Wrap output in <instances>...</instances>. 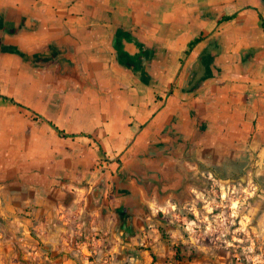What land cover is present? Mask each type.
<instances>
[{"label": "crops", "instance_id": "crops-1", "mask_svg": "<svg viewBox=\"0 0 264 264\" xmlns=\"http://www.w3.org/2000/svg\"><path fill=\"white\" fill-rule=\"evenodd\" d=\"M262 23L264 0H0V264H180L215 186L263 191Z\"/></svg>", "mask_w": 264, "mask_h": 264}, {"label": "rangeland", "instance_id": "rangeland-1", "mask_svg": "<svg viewBox=\"0 0 264 264\" xmlns=\"http://www.w3.org/2000/svg\"><path fill=\"white\" fill-rule=\"evenodd\" d=\"M210 193L211 206L193 225L196 239L174 245L180 264H264V190L218 185Z\"/></svg>", "mask_w": 264, "mask_h": 264}, {"label": "trees", "instance_id": "trees-1", "mask_svg": "<svg viewBox=\"0 0 264 264\" xmlns=\"http://www.w3.org/2000/svg\"><path fill=\"white\" fill-rule=\"evenodd\" d=\"M230 17H226V19H229ZM263 27H264V23H262ZM199 42V38H196L195 40H193L190 44V48H192L195 44H197ZM175 258L176 260L180 261L182 260V257H180L179 255V250L177 249L176 252H175ZM153 259L154 261L156 260V257L153 255Z\"/></svg>", "mask_w": 264, "mask_h": 264}]
</instances>
